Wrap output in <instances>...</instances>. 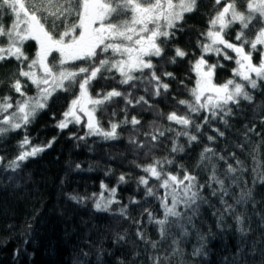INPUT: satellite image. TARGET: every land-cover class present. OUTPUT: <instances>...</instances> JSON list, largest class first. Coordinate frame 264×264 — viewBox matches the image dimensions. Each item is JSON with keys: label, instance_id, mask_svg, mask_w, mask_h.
<instances>
[{"label": "snow or ice", "instance_id": "6c2138e0", "mask_svg": "<svg viewBox=\"0 0 264 264\" xmlns=\"http://www.w3.org/2000/svg\"><path fill=\"white\" fill-rule=\"evenodd\" d=\"M198 0H0V63L14 60L17 70L12 74L9 87L17 94L13 100L10 95L0 97V136L11 131L25 130L24 138L19 143L18 155L7 163V168L15 171L22 162L34 158L51 148L53 141L46 145H33L27 135V126L36 116L45 110L50 99L58 92H72L73 98L63 112L62 119L56 127L63 130L69 124L83 125L86 136H101L105 140L118 139L117 129L122 125H131L133 134L129 142L136 149H147L146 156H152L151 162L137 167L145 174L138 178V185L143 186L145 198L152 197L159 201L162 215L157 216L150 208H144L147 220L158 227L161 240L166 239L173 225H178L182 235H187V228L182 223L185 219L192 224V218L198 213L201 203H208L202 195L205 187L211 194H219L220 202L226 213H234L233 205L224 197L229 195V188L246 185L240 173L246 171L243 163L235 158V166L228 162V156L220 154L211 146L225 132L214 126L220 122L226 127L233 109L239 108L241 101L249 104L254 101V92L264 85V0H214V14L208 20L205 32L200 34L196 47L200 55L191 64L194 83L191 87L181 81L188 92V99H179L178 106L186 110L179 113V108L164 113L155 109L145 95H134V90L143 88L150 97H160L168 93L170 84L164 78L175 79L173 72L157 73L155 58L165 55V47L175 38L176 32L183 28L186 14L194 12ZM11 16L7 26L2 17ZM257 24L259 25L257 27ZM239 25L234 38L229 30ZM249 31L254 35L249 37ZM28 42H35L36 50L31 57L25 51ZM168 63L175 64L177 58L184 59L189 53L180 47L174 49ZM254 54L259 62L254 63ZM215 56L216 62L210 63L207 57ZM223 61H232V75L222 83L215 81L216 69L224 67ZM98 79L115 81L120 87L108 91L99 90L93 95V82ZM32 85L35 92L26 91ZM127 86L126 90H121ZM122 99L124 118L117 122L109 120L105 130L97 116L107 106ZM175 99V97H173ZM139 107L141 111H152L159 119L169 122L167 127L160 125L156 119L150 122L149 130L143 132L144 140L137 139L141 120L133 115L128 118V108ZM116 115L115 110L111 113ZM264 122V116H261ZM179 126V130L172 125ZM214 135H208L205 127ZM255 131V125L245 132ZM171 134V135H169ZM206 136L209 142L199 154L198 168L209 171L207 183L199 181L198 174L179 165L173 173L170 167L175 163L174 156L156 158L154 149L159 147L162 139H171L170 154L184 153L185 146L179 143L184 137L187 146L199 143L200 137ZM259 135V133H257ZM243 149V145H239ZM255 159V157H253ZM224 161L226 168L221 174L218 163ZM4 157L0 156V163ZM80 167L79 164L76 165ZM255 172L256 169H253ZM155 180L152 184L150 181ZM229 181L226 185L225 181ZM119 182H126L125 175L119 176ZM264 184V172L257 173L253 179ZM215 185V187H213ZM102 189L109 192L94 200L98 212H107L115 199L117 188L110 190L102 183ZM160 190H163L162 192ZM252 188H241L236 204H246L252 199ZM71 199L82 202L83 197L72 196ZM131 203L139 201L132 199ZM188 213H191L190 215ZM120 215L126 219L127 206L120 208ZM239 231L244 234V219L236 215ZM223 219V216H221ZM136 223H140L136 221ZM137 237L149 243L151 248L158 247L157 242L146 240L145 233L137 229ZM124 240V236H119ZM172 243L179 241L173 238ZM178 248H174L173 252ZM201 249L194 250L200 255ZM152 264H162L159 255L151 257Z\"/></svg>", "mask_w": 264, "mask_h": 264}, {"label": "trees", "instance_id": "16d2710c", "mask_svg": "<svg viewBox=\"0 0 264 264\" xmlns=\"http://www.w3.org/2000/svg\"><path fill=\"white\" fill-rule=\"evenodd\" d=\"M240 6L243 8L244 0H240ZM213 14L214 0H198L196 10L186 14L182 30L177 31L175 38L165 47V55L154 59L158 74L169 71L175 75V79L164 78L170 84L169 92L162 93L160 97H150L143 88H139L134 90L135 96L145 95L165 116L177 108L179 113L186 111L177 105L179 99L189 98L187 89L180 82L184 81L188 87L194 83L190 62L200 55L196 43L201 38L200 34L206 31ZM11 19L5 14L2 22L7 26ZM238 27L236 25L229 30L230 37L234 38ZM248 35L251 37L254 32L249 31ZM176 47L189 55L184 59L177 58L175 64L168 63ZM35 50V42L25 45L30 57ZM207 59L215 63L217 58L209 56ZM221 62L224 67L216 69L217 83L229 79L235 67L232 61ZM253 62H259L258 54H254ZM16 70L14 60L0 63V97L10 95L13 100L17 98L9 87ZM112 87L120 86L115 81L98 79L93 82L92 92L95 95L96 91H108ZM126 89L127 86L121 88ZM26 91L32 95L35 89L29 84ZM254 97L253 103L242 100L240 107L233 109L234 115L229 118L227 127L214 122L225 136L211 146L216 152L228 156V162L234 166L235 160L229 154L235 153V158L246 169L240 175L247 184L230 187L229 195L224 197L233 205L235 212L226 213L219 194L213 196L211 189L205 187L202 195L208 203L200 204L192 224H188L186 219L182 222L188 234L182 235L180 227L173 225L169 236L161 240L157 225L149 223L144 213L147 207L161 216L159 201L145 198L143 186L138 185V178L145 174L137 164L150 163L152 156L145 155L147 149H136L130 144L132 126L119 127L118 139L105 140L91 135L80 140L78 137L85 136L87 131L83 125L69 124L63 130L56 127L73 98L72 92L56 93L48 107L26 129L33 145H46L54 138L51 148L30 157L13 171L7 168V163L18 155L25 130L0 136V156L4 157V162L0 163V264H152L151 257L156 255L163 258L162 264H264V184L256 182L253 185L257 173L264 172V122L261 121V116H264V85L254 92ZM122 108L124 102L120 99L108 105L106 111L97 112L105 130L109 128V120L119 123L124 118ZM113 110L115 116L111 115ZM127 115L129 120L133 115L141 120L137 126L140 129L139 140L145 139L143 132L149 130L154 119L164 127L169 125L166 119H158L152 111H141L139 107L129 106ZM253 125L255 131H249L245 136L246 130ZM172 126L179 130V126ZM205 132L214 135L207 126ZM179 143L185 146L184 153L170 154L171 139L164 138L153 155L156 158L174 156L175 163L169 170L175 173L179 165H184L198 174L200 183L206 184L209 171L197 167L199 154L209 143L206 136L202 135L199 143H193L191 148L184 137L179 139ZM239 145H243V149ZM214 163H218V172L222 174L226 168L224 161L214 160ZM121 174L126 177L124 183L119 182ZM102 183L109 190L117 188L115 199L119 203H113L107 212H98L93 206L101 194L105 198L109 196V192L102 189ZM150 183L155 184L156 181ZM225 183L227 185L229 181ZM245 186L252 188V199L246 204H236L241 188ZM72 196L84 199L77 202L71 199ZM132 199L139 203H131ZM123 206H127L128 219L120 215ZM236 215L244 219V234L238 230L240 225L236 222ZM138 228L145 233L146 240L158 243L156 249L137 237ZM121 235L124 240H119ZM173 238L179 241L178 245L172 243ZM174 248L178 250L173 252ZM201 248L200 255L193 254L194 250Z\"/></svg>", "mask_w": 264, "mask_h": 264}]
</instances>
